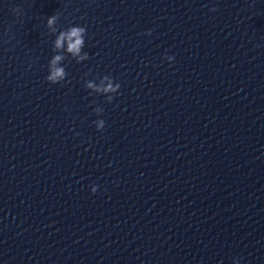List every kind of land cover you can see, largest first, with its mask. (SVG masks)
I'll return each instance as SVG.
<instances>
[{"label":"clouds","instance_id":"clouds-1","mask_svg":"<svg viewBox=\"0 0 264 264\" xmlns=\"http://www.w3.org/2000/svg\"><path fill=\"white\" fill-rule=\"evenodd\" d=\"M215 11L216 9H211ZM57 15H52L47 19V27L52 31H56L53 27L57 21ZM86 29L82 26H72L66 31H60L58 36L55 39L54 46L56 49H63L65 43L67 44L66 51L70 53L72 56L80 57L81 49L84 45V34ZM81 59L87 58L86 54L84 57H80ZM64 59L62 55H55L50 61V74L47 76V80L55 84L57 81L62 80L65 75V69L62 66H59L60 62ZM88 87H94L91 83H89ZM117 87H119L117 85ZM99 90V89H97ZM103 91H115L113 85L111 83L108 84Z\"/></svg>","mask_w":264,"mask_h":264}]
</instances>
